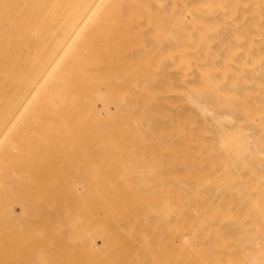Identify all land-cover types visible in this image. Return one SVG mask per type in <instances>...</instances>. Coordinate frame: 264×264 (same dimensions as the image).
Returning a JSON list of instances; mask_svg holds the SVG:
<instances>
[{
  "label": "bare ground",
  "instance_id": "6f19581e",
  "mask_svg": "<svg viewBox=\"0 0 264 264\" xmlns=\"http://www.w3.org/2000/svg\"><path fill=\"white\" fill-rule=\"evenodd\" d=\"M0 264H264V0H0Z\"/></svg>",
  "mask_w": 264,
  "mask_h": 264
}]
</instances>
